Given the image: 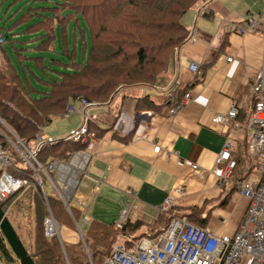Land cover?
Here are the masks:
<instances>
[{
	"label": "trees",
	"instance_id": "obj_1",
	"mask_svg": "<svg viewBox=\"0 0 264 264\" xmlns=\"http://www.w3.org/2000/svg\"><path fill=\"white\" fill-rule=\"evenodd\" d=\"M199 2L0 0V12L6 6L0 16V145L12 162L6 172L26 180L0 200L1 264H102L117 235L135 230L137 223L117 227L94 219L81 230L83 241L47 239L43 219L48 209L67 227L74 226L76 212L70 205L67 210L55 193L44 198L31 167L7 140L12 137L7 127L27 146L39 127L64 115L66 106L80 98L102 104L135 88L168 92L171 59L190 39L182 17ZM174 90L178 95L167 106L184 93ZM137 101L149 109L160 105L148 94ZM92 125L90 121L89 131ZM243 144L242 153L247 150ZM80 148L60 137L42 142L36 159L44 166ZM233 159L236 167L241 159ZM11 215L21 217L17 226ZM184 217L193 221L190 215ZM167 225L164 220L154 236ZM137 238H127L123 246L129 248Z\"/></svg>",
	"mask_w": 264,
	"mask_h": 264
},
{
	"label": "crops",
	"instance_id": "obj_2",
	"mask_svg": "<svg viewBox=\"0 0 264 264\" xmlns=\"http://www.w3.org/2000/svg\"><path fill=\"white\" fill-rule=\"evenodd\" d=\"M248 12L259 19L264 0H200L182 17L190 39L171 59L168 92L135 88L126 97L117 93L110 101L88 108L94 123L90 132L95 135L88 149V175L80 178L68 202L76 220L73 227L59 225L60 241H83L81 230L94 219L116 225L126 205H130L126 222L138 226L127 236L118 234L114 242L123 244L135 236L153 240L164 220L167 224L170 220L158 207L177 186L184 194L172 214L190 215L192 224L215 234L236 232L248 199L238 193L234 181L246 177L251 166L248 151L242 153L241 148L252 111L250 86L264 60V21L254 31L235 32L236 27L245 29ZM191 63L199 66L200 74L189 69ZM177 88L189 92L190 98L169 114L167 103L177 97L178 93L173 95ZM146 94L160 105L149 109L140 104L137 97ZM232 102L239 107L238 128L211 123L212 116L224 113ZM59 117L58 126L47 136L64 137L82 121L79 112ZM227 134L234 138L232 157L239 156L241 162L230 179L218 185L213 169L219 165L217 156ZM156 145L158 152L153 151ZM165 150L175 151L189 163L177 165ZM238 264H248L247 258Z\"/></svg>",
	"mask_w": 264,
	"mask_h": 264
},
{
	"label": "built area",
	"instance_id": "obj_3",
	"mask_svg": "<svg viewBox=\"0 0 264 264\" xmlns=\"http://www.w3.org/2000/svg\"><path fill=\"white\" fill-rule=\"evenodd\" d=\"M259 19L247 13L246 27L235 28L238 34L246 31H254L259 26V21H264V12L259 14ZM3 36L0 34V43ZM231 61V57L226 58ZM189 69L200 74L199 66L191 63ZM253 96L252 111L246 120V143L250 155L251 166L246 177L234 181L238 193L248 199L245 214L233 235L215 234L202 227L192 224L184 216L171 213L180 196L184 194L182 187H174L163 199L158 209L162 213H168L170 220L166 228L153 240L139 238L129 247L125 248L121 243H113L108 255L102 264H238L244 257L248 264H264V60L250 86ZM190 98V93L185 92L182 98L169 106L168 113L176 111ZM95 101L80 98L76 102H70L65 109V114L81 113L80 126L69 130L62 138L71 139L82 145L70 154L66 159H51L46 165H41L36 159L38 146L45 141H53L56 138L44 136L41 127L33 135L37 142L35 149L30 150L18 138L13 142V137H6L10 144L18 151L24 161L31 167L34 179L40 187L44 198L46 191L43 186V176L51 184L55 194L68 210L73 192L80 182V178L88 175V162L93 133L88 130V124L92 116L88 108L99 105ZM239 107L234 102L230 103L224 113H216L211 118V123L232 128H238L236 117ZM234 138L227 134L217 156V167L213 173L221 181L229 180L235 168V160L232 157ZM160 147L154 146L153 151L158 152ZM165 155L172 157L175 163L182 166L189 161L182 159L175 151L165 150ZM12 164L0 145V200L17 192L26 184V180L14 177L6 172V167ZM191 164V163H190ZM196 168V164H191ZM132 198L135 193L126 191ZM130 205H126L119 212L117 227H121L127 220ZM59 224L55 221L51 211L43 219V232L47 239H59Z\"/></svg>",
	"mask_w": 264,
	"mask_h": 264
},
{
	"label": "rangeland",
	"instance_id": "obj_4",
	"mask_svg": "<svg viewBox=\"0 0 264 264\" xmlns=\"http://www.w3.org/2000/svg\"><path fill=\"white\" fill-rule=\"evenodd\" d=\"M6 7V6H5ZM5 7L2 9V11L0 12V16H2L4 13V10H5ZM11 13V12H10ZM9 13V14H10ZM1 18V17H0ZM1 22H2V20L0 19V24H1ZM0 34H1V32H0ZM3 44H6L5 42L3 43ZM5 46H7V45H5ZM0 55H1V53H0ZM15 62H16V60H15ZM63 117H65V116H62L61 118H63ZM60 117H56V118H52V120L49 122V123H47V124H45L44 126H42L41 127V130H42V132H43V134H44V136H46V135H48L52 130H53V128H54V126L57 124V123H59L58 122V120L59 119H61ZM57 126H58V124H57ZM9 134H10V132H9ZM10 135H12V134H10ZM15 135V134H14ZM66 136V135H65ZM16 135H15V138L13 137V142H15L16 141ZM12 138V137H11ZM18 138V137H17ZM36 145H37V142L35 141V140H33L32 139V141H30V143L29 144H27V148L28 149H30V150H33V149H35V147H36ZM42 179H43V186H44V189H45V191H46V193L48 194V195H51V194H53V193H55L54 192V190H53V188H52V186H51V184L49 183V181L46 179V177L45 176H43V174H42ZM8 214H9V212H8ZM10 219L12 220V221H14L16 224H14V225H16L17 226V223L19 222V220H21V217H19V216H13V215H11L10 216ZM19 224V223H18ZM21 231V230H20ZM1 264V263H0Z\"/></svg>",
	"mask_w": 264,
	"mask_h": 264
},
{
	"label": "water",
	"instance_id": "obj_5",
	"mask_svg": "<svg viewBox=\"0 0 264 264\" xmlns=\"http://www.w3.org/2000/svg\"><path fill=\"white\" fill-rule=\"evenodd\" d=\"M7 130L10 132V134H12L11 136L15 138V135H14L13 131L11 129H9L8 127H7ZM16 139H17V137H16Z\"/></svg>",
	"mask_w": 264,
	"mask_h": 264
}]
</instances>
